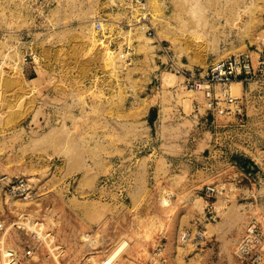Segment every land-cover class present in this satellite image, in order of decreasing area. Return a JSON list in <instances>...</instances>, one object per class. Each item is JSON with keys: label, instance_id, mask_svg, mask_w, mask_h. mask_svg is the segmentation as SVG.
<instances>
[{"label": "rangeland", "instance_id": "rangeland-1", "mask_svg": "<svg viewBox=\"0 0 264 264\" xmlns=\"http://www.w3.org/2000/svg\"><path fill=\"white\" fill-rule=\"evenodd\" d=\"M142 3L0 0V178L31 187L0 186V264H251L264 93L209 108L172 65L264 49V0Z\"/></svg>", "mask_w": 264, "mask_h": 264}, {"label": "built area", "instance_id": "built-area-1", "mask_svg": "<svg viewBox=\"0 0 264 264\" xmlns=\"http://www.w3.org/2000/svg\"><path fill=\"white\" fill-rule=\"evenodd\" d=\"M131 3L142 5V0H130ZM144 18V16H141ZM139 20V19H138ZM145 21V20H143ZM140 21L138 23H142ZM147 33L152 34L153 29L148 23L141 25ZM35 59V56L33 55ZM175 74L183 77V86L190 90H203L209 108H215L220 101L229 104L239 99L230 91V85L234 81H240L243 85L256 83L264 93V49L246 50L235 54H230L220 59H212L207 65L196 69H188L179 65H172ZM26 183L25 178L5 176L0 178V186L10 193L18 192L22 196L31 194L30 184ZM211 191H216L208 187ZM190 235L186 232L182 236V241L189 240ZM263 236L259 232L255 223H249L242 240L239 243V256L247 258L251 264H264ZM155 250L162 251V246H157ZM12 256V255H11ZM9 255V257H11ZM165 261L164 258H161ZM105 260V263L108 264ZM159 264H165L161 262Z\"/></svg>", "mask_w": 264, "mask_h": 264}, {"label": "bare ground", "instance_id": "bare-ground-1", "mask_svg": "<svg viewBox=\"0 0 264 264\" xmlns=\"http://www.w3.org/2000/svg\"><path fill=\"white\" fill-rule=\"evenodd\" d=\"M136 22V21H135ZM138 23V22H136ZM134 25L136 24H133V27ZM137 26V25H136ZM135 26V28H136ZM141 26V25H140ZM142 28V27H140ZM139 28V29H140ZM135 30V29H134ZM140 35V34H139ZM144 37V36H143ZM34 56L36 57V54H34ZM242 89V85H241V82L240 81H236V82H233L232 85L230 86V91L233 92L235 91L237 94L238 92ZM234 95V94H233ZM236 96V95H235ZM31 188V187H30ZM43 235V234H42ZM121 242V241H120ZM129 244V243H128ZM127 246V242L126 241H122L109 255H108V258L105 259L107 260L108 264H112L114 262V260H116L121 252L125 249V247ZM5 254V253H4ZM105 260L101 261L100 263H97V262H94L93 264H103L105 263ZM117 261V260H116ZM180 262V261H179Z\"/></svg>", "mask_w": 264, "mask_h": 264}]
</instances>
